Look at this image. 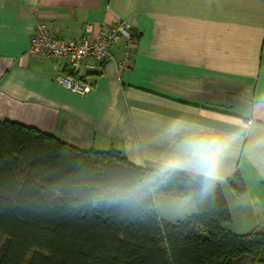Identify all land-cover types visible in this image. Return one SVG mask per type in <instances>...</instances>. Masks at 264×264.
Here are the masks:
<instances>
[{
	"label": "crops",
	"instance_id": "0c3cea01",
	"mask_svg": "<svg viewBox=\"0 0 264 264\" xmlns=\"http://www.w3.org/2000/svg\"><path fill=\"white\" fill-rule=\"evenodd\" d=\"M38 20L70 37L87 23L128 21L138 38L130 65L118 67L119 47L115 62L91 70L85 60L78 78L91 89L74 92L58 81L64 63L28 58ZM2 121L214 179L232 215L226 227L264 233V0H0ZM191 200L154 195L172 223L196 213ZM233 264H264V246Z\"/></svg>",
	"mask_w": 264,
	"mask_h": 264
},
{
	"label": "trees",
	"instance_id": "16d2710c",
	"mask_svg": "<svg viewBox=\"0 0 264 264\" xmlns=\"http://www.w3.org/2000/svg\"><path fill=\"white\" fill-rule=\"evenodd\" d=\"M191 197L162 220L154 195ZM220 182L136 166L118 150L76 149L0 122V264H233L257 259L264 233L238 235ZM201 227L202 230L197 231Z\"/></svg>",
	"mask_w": 264,
	"mask_h": 264
},
{
	"label": "built area",
	"instance_id": "2783aa9c",
	"mask_svg": "<svg viewBox=\"0 0 264 264\" xmlns=\"http://www.w3.org/2000/svg\"><path fill=\"white\" fill-rule=\"evenodd\" d=\"M137 42L138 38L134 36L128 21L118 20L107 26L87 23L82 35L70 37L38 20L27 55L30 59L61 61L69 72L60 75L58 81L74 92L86 94L91 85L78 78L85 60H93V63L88 64L91 70L105 63L115 62L114 48L119 47L124 50V55L117 65L119 68L128 67ZM59 65L56 64V67Z\"/></svg>",
	"mask_w": 264,
	"mask_h": 264
},
{
	"label": "rangeland",
	"instance_id": "374dc122",
	"mask_svg": "<svg viewBox=\"0 0 264 264\" xmlns=\"http://www.w3.org/2000/svg\"><path fill=\"white\" fill-rule=\"evenodd\" d=\"M191 201H193V200H191ZM194 203V205H195V202H193ZM157 206H158V208H161V210L162 211H160V215H162L163 216V214H164V209L161 207V205L158 203L157 204ZM156 206V207H157ZM187 209H188V207H187ZM186 208H183V211H181V215H184V210H187ZM194 210H196V207L194 208ZM161 218V217H160ZM162 219V218H161ZM162 220H164V219H162ZM199 230H202L201 229V227H199L198 229H197V231H199ZM2 240H3V237L0 235V243L2 242Z\"/></svg>",
	"mask_w": 264,
	"mask_h": 264
}]
</instances>
